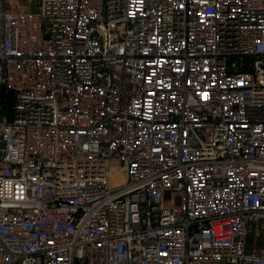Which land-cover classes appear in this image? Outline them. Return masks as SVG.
Returning a JSON list of instances; mask_svg holds the SVG:
<instances>
[{
	"label": "built area",
	"instance_id": "2783aa9c",
	"mask_svg": "<svg viewBox=\"0 0 264 264\" xmlns=\"http://www.w3.org/2000/svg\"><path fill=\"white\" fill-rule=\"evenodd\" d=\"M2 88L0 264H264V0L0 10Z\"/></svg>",
	"mask_w": 264,
	"mask_h": 264
},
{
	"label": "rangeland",
	"instance_id": "374dc122",
	"mask_svg": "<svg viewBox=\"0 0 264 264\" xmlns=\"http://www.w3.org/2000/svg\"><path fill=\"white\" fill-rule=\"evenodd\" d=\"M24 5H36V0H0V10L3 9H15L19 7H23ZM8 98V97H7ZM8 101L10 103L13 102L12 99L8 98ZM116 166V165H115ZM252 231L248 236V251L249 249H259L263 246V239L262 237L257 238L256 237V224H252Z\"/></svg>",
	"mask_w": 264,
	"mask_h": 264
},
{
	"label": "water",
	"instance_id": "95a60500",
	"mask_svg": "<svg viewBox=\"0 0 264 264\" xmlns=\"http://www.w3.org/2000/svg\"><path fill=\"white\" fill-rule=\"evenodd\" d=\"M2 96H6L8 98H12V92L9 91L6 88H2L1 91H0V99H1Z\"/></svg>",
	"mask_w": 264,
	"mask_h": 264
}]
</instances>
